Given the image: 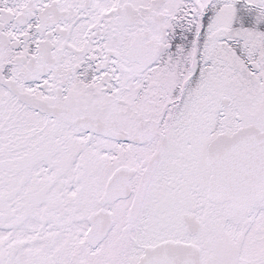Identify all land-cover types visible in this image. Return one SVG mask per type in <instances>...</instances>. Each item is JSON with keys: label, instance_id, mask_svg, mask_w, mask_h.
Masks as SVG:
<instances>
[{"label": "snow or ice", "instance_id": "6c2138e0", "mask_svg": "<svg viewBox=\"0 0 264 264\" xmlns=\"http://www.w3.org/2000/svg\"><path fill=\"white\" fill-rule=\"evenodd\" d=\"M0 264H264V0H0Z\"/></svg>", "mask_w": 264, "mask_h": 264}]
</instances>
